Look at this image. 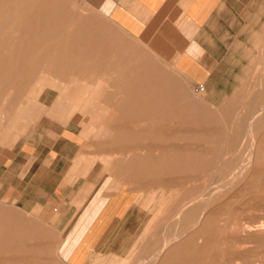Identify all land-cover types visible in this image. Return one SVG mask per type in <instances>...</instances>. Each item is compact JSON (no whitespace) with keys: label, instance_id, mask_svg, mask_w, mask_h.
Segmentation results:
<instances>
[{"label":"rangeland","instance_id":"obj_1","mask_svg":"<svg viewBox=\"0 0 264 264\" xmlns=\"http://www.w3.org/2000/svg\"><path fill=\"white\" fill-rule=\"evenodd\" d=\"M90 4L0 0V138L71 121L120 207L70 261L53 205L0 200V264H264V1L211 91Z\"/></svg>","mask_w":264,"mask_h":264},{"label":"crops","instance_id":"obj_2","mask_svg":"<svg viewBox=\"0 0 264 264\" xmlns=\"http://www.w3.org/2000/svg\"><path fill=\"white\" fill-rule=\"evenodd\" d=\"M89 1L130 38L166 45L177 67L194 82L202 83V91H211L216 77L226 74L225 63L240 50L247 27L241 24L240 13L261 10L258 6L264 0ZM80 91L89 92L84 88ZM85 98L86 102L91 100L90 95ZM75 99L82 100L80 95ZM97 118L102 124L107 121L100 113ZM70 123L42 118L23 136L0 138V200L25 211L37 205L50 210L53 205L56 217L68 220L64 254L73 261L94 236L102 234L105 219L120 205L115 208L113 195L105 196L103 172L88 162ZM99 134L104 138L102 128ZM127 149L135 153V148ZM130 163L137 167L135 157Z\"/></svg>","mask_w":264,"mask_h":264},{"label":"bare ground","instance_id":"obj_3","mask_svg":"<svg viewBox=\"0 0 264 264\" xmlns=\"http://www.w3.org/2000/svg\"><path fill=\"white\" fill-rule=\"evenodd\" d=\"M32 11V10H31ZM44 12V11H43ZM37 13V12H36ZM35 13V14H36ZM45 14H46V12H44ZM41 16V15H40ZM44 16V15H43ZM22 20V19H21ZM7 35V34H6ZM173 120V119H172ZM185 122V121H184ZM252 145V144H251ZM252 149V148H251ZM227 205V204H226ZM229 205V204H228ZM225 208H226V206H224ZM222 208V207H221ZM204 217V216H203ZM205 218V217H204ZM203 224L204 223H207V221L206 222H204V221H201ZM261 222V221H260ZM263 224V223H262ZM259 225V224H258ZM256 226H257V224H256ZM3 229V228H2ZM5 230V229H4ZM218 230V229H217ZM263 230V229H262ZM6 231V230H5ZM7 233H11V232H8V231H6ZM2 233V232H1ZM9 235H11V234H9ZM4 237V236H3ZM2 237V238H3ZM8 236H6V238H7ZM10 237V236H9ZM6 238H5V240H6ZM8 239V238H7ZM1 240V239H0ZM2 243V242H1ZM1 246V245H0ZM1 248V247H0ZM248 256V255H247ZM246 257V256H245ZM246 258H248V257H246ZM250 258V257H249Z\"/></svg>","mask_w":264,"mask_h":264}]
</instances>
